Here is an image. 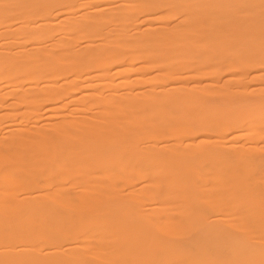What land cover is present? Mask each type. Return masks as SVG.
Masks as SVG:
<instances>
[{"label":"bare ground","instance_id":"bare-ground-1","mask_svg":"<svg viewBox=\"0 0 264 264\" xmlns=\"http://www.w3.org/2000/svg\"><path fill=\"white\" fill-rule=\"evenodd\" d=\"M0 264H264V0H0Z\"/></svg>","mask_w":264,"mask_h":264}]
</instances>
